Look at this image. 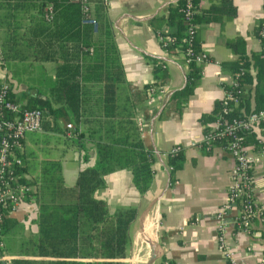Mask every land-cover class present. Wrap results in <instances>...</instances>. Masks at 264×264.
Returning <instances> with one entry per match:
<instances>
[{"label": "crops", "instance_id": "1", "mask_svg": "<svg viewBox=\"0 0 264 264\" xmlns=\"http://www.w3.org/2000/svg\"><path fill=\"white\" fill-rule=\"evenodd\" d=\"M175 1L90 0L95 18L96 7H103L111 38L99 30L98 21L93 26L81 20V30L75 35L67 32L71 39L66 42H62V30L59 29L58 33L57 30L48 31L46 39L51 44L43 41L41 53L52 52L58 61L49 59L39 62L30 58L7 61L6 66H0V82H9L13 96L21 106L31 105L34 99H50V87L57 66L62 62L59 56H70L80 71L83 115L78 128L79 131H86L88 124L84 119L88 117L92 124L100 120L104 112L102 97L113 50L111 48L110 51L109 44L113 45V53L117 54L123 70V80L116 81L121 89V96L117 92V102L119 105L124 103V113L131 109L136 123L138 119L146 122L140 135L146 148L155 153L153 179L145 194L136 190L128 169L104 176L105 185L93 194L94 198L105 201L111 212L117 208H137L138 214L130 227L122 261L125 264H161L163 261L171 264H229L218 247L216 212L226 201L234 162L230 154L218 145L210 151L198 146L204 128L200 117L210 112L216 101L224 98V85H230L236 79L231 64L240 56L249 61L250 65L245 69L250 71L253 79L256 78L253 54L263 57L257 31L264 22V0H228V6L231 4L235 9L233 16L223 13L220 20L197 23L196 37L209 60L201 64L199 83L180 112L166 104L174 91L184 87L187 66L180 51L175 49L169 54L162 49L154 28L158 25L156 18L166 14L167 5ZM197 5L198 14L204 16L211 9L220 11L225 7V1L200 0ZM51 23H46L50 30L54 28ZM73 38L77 40L73 42ZM233 41L234 49L228 44ZM153 59L166 62L164 91L157 95L156 103H149L147 99H129L128 95L135 89H142L154 81ZM26 71L32 73L25 75ZM244 87L251 108L257 102L264 103V77L259 84L247 82ZM130 104H133L132 108H129ZM113 110L110 104L107 112L112 113ZM67 123L74 126L71 115L55 119L47 114L43 116L40 132L26 134L21 151L25 167L23 177L38 181L43 163L55 160L61 164L65 185L73 186L78 172L94 165V145L85 140V151L80 150L75 126L72 128L73 137H69ZM253 132L259 142L248 145V148L254 159L253 194L259 210L248 232L238 231L230 224L225 239L237 261L264 264V128L258 124ZM175 145L183 148L185 161L183 167L174 173L171 182L166 158ZM155 199L156 202L143 215L146 206ZM240 209L238 204L234 205L229 217L238 216ZM9 215L18 224L3 236L4 256L26 259L37 232L38 206L33 200L23 202L17 211Z\"/></svg>", "mask_w": 264, "mask_h": 264}, {"label": "trees", "instance_id": "2", "mask_svg": "<svg viewBox=\"0 0 264 264\" xmlns=\"http://www.w3.org/2000/svg\"><path fill=\"white\" fill-rule=\"evenodd\" d=\"M193 1L198 4L200 0ZM224 1L225 7L220 11L216 8L211 9L204 16L196 11L191 20L197 24L202 21L220 20L223 13L233 16L235 9L231 4L228 6V0ZM184 3L185 0H176L168 4L166 14L156 18L158 25L154 26L155 30L172 38L167 45L169 54L175 52L177 48L185 51L187 46L194 54L202 49L196 37L197 29L192 39L186 42L188 35L185 30L189 21L183 11ZM48 6H52L54 11L52 21L45 19ZM95 15L99 30L106 34L107 38H111L101 5L96 7ZM27 20L28 23H26ZM81 20L80 5L72 0H0V31L3 35L0 38L2 57L0 66H6V62L10 60L27 58L39 62L49 59L58 61L52 52L45 55L41 53L43 41L51 44L46 39L49 35L48 31L57 30L58 33L59 29L62 30V42H66L71 39L67 36V32L71 31L75 35L81 30L83 24ZM47 22H52L54 26L52 30L46 25ZM160 25L167 26L168 29L162 30ZM76 40L72 39L73 42ZM228 44L234 49L235 41ZM111 48L115 50L114 46L109 44L110 51ZM262 48V58L260 55L253 54L257 67L255 79L250 71H246L245 68L250 64L243 56L231 64V71L236 79L232 84L224 85V89L237 98L238 103L233 105L231 101L224 99L216 101L214 108L200 117L204 125L203 134L215 133L222 129V126L213 127V123L220 116L230 120L252 111L264 110V103L258 102L251 108L244 87L247 82L259 84V81L263 80V45ZM113 50L109 57L102 97L104 112L100 115L101 119L95 120L92 124L88 121V117L84 119V122L88 124L86 131H79L78 128L83 115L80 71L78 65L68 55L59 56L62 62L57 66L55 79L50 87V99H34L35 102L31 105L22 106V108H39L44 116L48 114L55 119L71 115L80 150L85 151L84 141H89L95 147L96 159L93 166L85 167L78 172L73 186L65 185L61 164L55 160L43 163L38 181H31L25 177L20 179L21 184L31 187L30 192H26L24 202L33 200L38 206L37 232L32 238V248L27 254L28 257L26 259L13 258L10 260L12 264H125L122 260L125 258L130 227L138 214L137 208L130 206L117 208L111 212L106 202L94 198L93 194L105 185L104 176L121 169L130 170L134 187L140 194H145L153 179L152 165L155 153L146 148L131 109L126 114L123 112L124 103L119 105L117 102V92L121 96V89L117 87V83L123 80V70ZM208 60L209 57H207ZM152 63L154 81L147 83L142 89H135L128 95L129 99L133 101L147 99L151 95L149 91L151 86H163L166 83V62L153 59ZM186 66L184 87L174 91L166 104L177 112L182 110L189 96L194 92L202 74V65L197 64L193 56ZM9 97L16 102L11 88ZM110 104L114 109L112 113L107 112ZM132 106L133 104H130L129 108ZM224 108H226L225 112H223ZM259 125L263 127L262 123ZM237 134L244 145L259 142L253 130L247 132L240 129ZM227 141L228 137L221 133L215 138L214 144L223 147ZM14 154L21 157V153L17 151H14ZM166 160L172 182L174 173L184 165L183 148L181 147L175 153H168ZM24 171L23 163L16 168L19 174H23ZM36 185L38 188L34 189ZM17 224L16 219L7 215L1 225L0 264H3L4 256L3 236L12 231Z\"/></svg>", "mask_w": 264, "mask_h": 264}, {"label": "built area", "instance_id": "3", "mask_svg": "<svg viewBox=\"0 0 264 264\" xmlns=\"http://www.w3.org/2000/svg\"><path fill=\"white\" fill-rule=\"evenodd\" d=\"M80 5L82 20L97 25L96 18L92 15L90 0H72ZM198 5L193 0H185L184 13L189 21L185 33L188 35L189 42L197 24L191 20L194 13L197 11ZM54 15L52 6H48L45 19L51 20ZM168 27H162V30H167ZM156 36L164 51L167 52V45L172 41L169 36H164L161 32L156 31ZM257 36L264 47V22L258 28ZM176 50L183 54L184 63L187 65L193 56L197 64H202L207 61L208 55L201 49L197 53H193L190 47L187 46L185 51L180 48ZM1 46H0V63H1ZM150 96L147 98L149 103H156L157 95L164 91L162 86H151ZM10 84L9 82H0V230L4 222V218L17 211L20 205L25 201L26 192H30L31 187L23 185L19 181L23 174L16 172V168L21 166L22 158L14 154V151L21 153L22 143L27 133L40 132L42 130V121L44 113L39 108H22V106L11 100L9 97ZM224 100L231 101L233 105H237L238 99L231 93L225 92ZM226 108L223 109V112ZM262 123L264 127V110L252 111L243 114L241 117H235L230 120L219 117L213 123V127L222 126L221 130L215 133L202 134L198 146L206 151H210L214 146L215 138L221 133L228 137V141L222 147L226 150L233 159V166L230 172V183L227 190L226 201L216 212L218 220V247L224 254L229 264H244L237 261L234 257V251L226 242L225 233L229 225H233L236 230L248 232L251 229L252 219L258 212V207L254 201V175L253 163L254 159L249 150L248 145H244L241 137L237 134L238 130L251 131L258 124ZM137 127L142 131L146 122L143 119L137 120ZM69 131L68 136L73 137V126L71 123L66 124ZM181 148L180 145L172 147L168 153H175ZM241 207L240 213L234 218H230L229 214L234 208V205ZM3 264L10 262V257L3 256ZM8 262V263H7ZM161 264H171L168 261H163Z\"/></svg>", "mask_w": 264, "mask_h": 264}, {"label": "water", "instance_id": "4", "mask_svg": "<svg viewBox=\"0 0 264 264\" xmlns=\"http://www.w3.org/2000/svg\"><path fill=\"white\" fill-rule=\"evenodd\" d=\"M164 107V105L162 106V108ZM156 202V199L151 201L145 208V210L143 211V215L146 214V212L151 208V206ZM156 258H158V256H156Z\"/></svg>", "mask_w": 264, "mask_h": 264}, {"label": "rangeland", "instance_id": "5", "mask_svg": "<svg viewBox=\"0 0 264 264\" xmlns=\"http://www.w3.org/2000/svg\"><path fill=\"white\" fill-rule=\"evenodd\" d=\"M32 72H29V71H26L25 72V75H29V74H31ZM11 251H13V249H11Z\"/></svg>", "mask_w": 264, "mask_h": 264}]
</instances>
